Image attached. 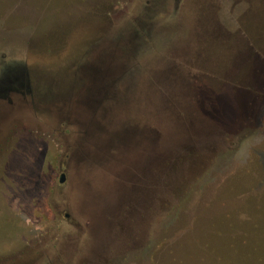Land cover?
<instances>
[{"label": "rangeland", "instance_id": "374dc122", "mask_svg": "<svg viewBox=\"0 0 264 264\" xmlns=\"http://www.w3.org/2000/svg\"><path fill=\"white\" fill-rule=\"evenodd\" d=\"M2 65L0 264H264V0H0Z\"/></svg>", "mask_w": 264, "mask_h": 264}, {"label": "flooded vegetation", "instance_id": "af4514ba", "mask_svg": "<svg viewBox=\"0 0 264 264\" xmlns=\"http://www.w3.org/2000/svg\"><path fill=\"white\" fill-rule=\"evenodd\" d=\"M100 57H101V53H100ZM86 65L87 66L84 65L85 68L82 67L81 71H80L81 75H83L84 77L89 79V83L83 92L84 94L82 93L84 96L93 93L95 91V89H96V92L98 91V88H96V86H95V80L99 74V72H98L99 70L97 67H95V65H93V68H92V70L94 71L93 72V79H90V75H91L90 69H89L90 64L89 65L86 64ZM1 70H3V69H1ZM32 81L33 80H31V78H30V85L28 87L24 88V85H22V86L18 85V86H15L14 88H12V90L15 91L12 93H14V96H16V99L20 100V102H21V100H23L24 102L30 101V102H34L33 104H35L37 94L33 93L34 92V86L32 85ZM90 81H91V83H90ZM38 85L40 86V84H38ZM65 87H66V85H65ZM90 89H92V92H88ZM66 91H67V89H66ZM66 94L68 95V93H66ZM39 95H41V93H39ZM80 97H82V96L80 95ZM77 103H79V102L77 101Z\"/></svg>", "mask_w": 264, "mask_h": 264}, {"label": "water", "instance_id": "95a60500", "mask_svg": "<svg viewBox=\"0 0 264 264\" xmlns=\"http://www.w3.org/2000/svg\"><path fill=\"white\" fill-rule=\"evenodd\" d=\"M2 69L3 70L0 69V89L2 88V92L5 91L4 92L5 95H8L9 91L11 93L15 92L12 90V88H14L15 86L24 85L25 88L30 85V78H31L30 72L25 73L24 70L23 72H20V70L17 68H12L10 66L6 67L5 65H2ZM65 179H66V175L65 173H62L60 176V183H63Z\"/></svg>", "mask_w": 264, "mask_h": 264}]
</instances>
